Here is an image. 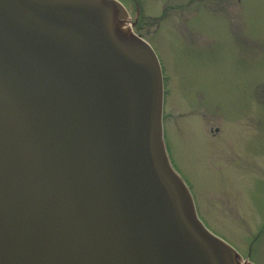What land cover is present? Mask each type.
<instances>
[{"label":"water","instance_id":"water-1","mask_svg":"<svg viewBox=\"0 0 264 264\" xmlns=\"http://www.w3.org/2000/svg\"><path fill=\"white\" fill-rule=\"evenodd\" d=\"M132 28L115 0H0V264H249L169 164Z\"/></svg>","mask_w":264,"mask_h":264},{"label":"rangeland","instance_id":"rangeland-1","mask_svg":"<svg viewBox=\"0 0 264 264\" xmlns=\"http://www.w3.org/2000/svg\"><path fill=\"white\" fill-rule=\"evenodd\" d=\"M118 1L168 78L166 145L200 219L264 264V0Z\"/></svg>","mask_w":264,"mask_h":264},{"label":"flooded vegetation","instance_id":"flooded-vegetation-1","mask_svg":"<svg viewBox=\"0 0 264 264\" xmlns=\"http://www.w3.org/2000/svg\"><path fill=\"white\" fill-rule=\"evenodd\" d=\"M136 14H138V9H137V11H136ZM135 19L133 18V19H131V22L133 23H135V26L134 27H136L138 24H139V21H138V16H137V19H136V21H134ZM167 92H168V90H167Z\"/></svg>","mask_w":264,"mask_h":264},{"label":"bare ground","instance_id":"bare-ground-1","mask_svg":"<svg viewBox=\"0 0 264 264\" xmlns=\"http://www.w3.org/2000/svg\"><path fill=\"white\" fill-rule=\"evenodd\" d=\"M165 89H166V87H165ZM165 97H166V95H165ZM166 100V99H165ZM165 104V103H164ZM164 131H165V133H166V126H165V123H164ZM166 135V134H165ZM193 194V193H192ZM194 196V195H193ZM195 205H196V200H195ZM197 206V205H196ZM196 209H197V207H196ZM197 212H198V209H197Z\"/></svg>","mask_w":264,"mask_h":264}]
</instances>
